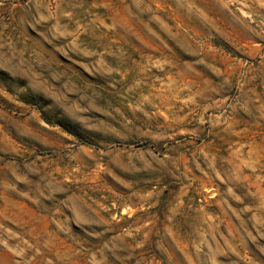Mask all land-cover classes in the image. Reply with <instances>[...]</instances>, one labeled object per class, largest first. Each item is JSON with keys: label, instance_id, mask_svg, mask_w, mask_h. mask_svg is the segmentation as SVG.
<instances>
[{"label": "rangeland", "instance_id": "obj_1", "mask_svg": "<svg viewBox=\"0 0 264 264\" xmlns=\"http://www.w3.org/2000/svg\"><path fill=\"white\" fill-rule=\"evenodd\" d=\"M0 264H264V0H0Z\"/></svg>", "mask_w": 264, "mask_h": 264}]
</instances>
